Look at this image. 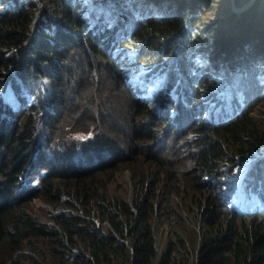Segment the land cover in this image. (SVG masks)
Instances as JSON below:
<instances>
[{"label":"clouds","instance_id":"clouds-1","mask_svg":"<svg viewBox=\"0 0 264 264\" xmlns=\"http://www.w3.org/2000/svg\"><path fill=\"white\" fill-rule=\"evenodd\" d=\"M77 1L81 6L84 17H86V23L84 24L87 26L86 32L91 34L87 42L90 55L83 52L90 61L100 60L110 66L107 70H109L111 79L119 86H123L124 90L132 95L131 103H129L132 111L138 110L141 115V109L148 112L147 119L142 118L144 123L138 124L133 130L134 140L138 146L142 143L157 140L156 134L159 130L174 134L181 132L189 139L193 136L197 139L196 147L200 151V156L192 162L204 183L210 198L207 204L211 207V210L206 212L207 218L202 222L207 224L210 231H213L215 224L218 225V229L208 236L202 234L196 251L198 255L196 264H241L235 258L229 261L226 260L229 249L235 251V247L230 244L236 241L239 242L246 232L252 236L251 247H257L256 242L259 234H261L260 238L264 241V133L256 127L250 116L255 108L264 102V28L262 27L264 4L256 0L259 2L260 14L257 18L258 22L254 24V31L247 32L239 26L242 15L255 7L253 1H246L242 6L236 5L235 1L234 9L231 8L232 4L230 2L227 8L228 11L229 9H236L235 11L238 14L235 15H239V11L243 12L234 25L236 29L229 30V26H225V28L218 31L214 29L211 34H207L203 40L199 41L195 39V34H203L206 31H199L195 28V23L182 28L180 34L160 35L155 47H152L150 42L154 40V35L143 40L136 38V35L145 34L154 23L161 24L162 18H167L171 11L179 12L186 6L180 5V2L174 0H164L162 6L154 12L150 9H139V4L135 0H108L102 7L101 4H98L90 10L96 12L101 7L104 13L100 12L91 16L82 0ZM0 3L4 6L0 11V20L8 13L20 14L19 12L30 5L35 6L38 15L32 21L31 30L37 29L38 23L44 16V8L38 2L34 4V0H22L21 2L18 0H0ZM248 3H250L249 6ZM244 7L248 8L243 10ZM186 8L194 11L192 17L195 21L199 8L189 6ZM231 15L229 13L224 18H219V21L223 22L233 18L234 15ZM78 31L69 28L65 24L58 27L54 26L47 32V35L52 37L51 40L39 36V33L34 31L17 51L6 52L3 50L0 52V57L4 55L3 52L5 55L19 53L15 58V62L10 66V70L0 77L1 117L6 121H11L14 128L18 129L21 120L26 114L30 113L29 109L32 105L27 107V97L34 87L32 86L28 91L21 88L16 92L14 89L13 83L17 81L18 75V70H14V68L20 66L23 58H21V55L29 56L34 40L39 37L44 39L49 49L55 50L59 57L67 56L71 51L79 50L76 48L78 39L74 38L69 41L71 43L64 44L61 35L69 34L73 38V36L79 35ZM100 32L101 34L97 35ZM125 34H129L131 40L125 38ZM216 42L219 43V48L214 51L213 45ZM210 48L211 51L215 52L212 58L209 57ZM128 51L133 53L130 55L133 56L131 59L132 64L147 66L153 74L160 76L157 82L158 87L152 92L147 104H142L143 93L136 92L135 85L130 82V75L124 73L122 69L121 59L128 56L127 54L130 53ZM68 58L67 56L66 60ZM206 58H208V61H205ZM87 64L89 65V63ZM172 64L188 72L189 78L187 81L171 74L170 66ZM92 68L95 75H98L99 73L95 72L94 69L101 68ZM52 74L53 70L50 69L47 79L42 80L50 82ZM59 77L55 78L59 79ZM146 81H148V78ZM37 84L39 83H36L35 86ZM11 90L13 93H10ZM56 90L54 89L53 92ZM135 95L139 96V99L133 98ZM48 100L52 101V108L57 114L63 107L58 100V93H49ZM48 107L51 106L48 105ZM33 111L39 112V110ZM34 119L38 130H40L39 120L35 117ZM241 122L243 124L239 125ZM182 123L183 126H179ZM16 124L19 125L16 127ZM139 127L142 129L141 134H139L140 131H136ZM144 128L152 131V133L147 132ZM96 135L106 136L101 134V131H95L88 138L75 141L67 150L62 152L61 159H53L61 167L57 177H62L64 174L84 176L89 174L90 171H101L107 166L116 165L117 167L121 164H127L129 153L128 155L124 154L125 150L120 147L121 143L116 139L113 142L117 143L119 147L114 148V153L105 149L97 151L85 147L86 143L94 141ZM39 144L45 151L42 141ZM232 144L238 153L246 155L227 158L226 155L222 154L221 150ZM125 159L127 162L122 163ZM222 159L225 161L221 162ZM249 162L251 164L250 168L243 174L239 183L233 189L234 195H242L241 202L245 210L229 209L226 202L220 203L221 199L215 187V179L210 182L211 179H205V176L208 174L218 175L217 167L220 163L229 164L231 168H237ZM233 171L234 169H232ZM220 174L219 176H222V173ZM138 182L143 183L140 185ZM146 182L147 178L143 181L142 177L133 180L134 195L132 201L109 199L108 201L114 202V206L108 209L106 203L105 210L101 209V205L99 206L101 212H108V215L107 213L99 215L100 222L109 225V232L104 236L98 229V222L90 219L91 216L87 214L84 207L71 211L75 216L79 211L78 216H76V218L82 220L79 222L90 223L91 226L85 229H77L75 226V231H86L91 236V244L81 241L78 236L72 238L74 243L71 245L69 242L67 243L69 248L76 244H82L76 264H109L106 260L107 255L109 253L122 255V252L116 246L122 247L125 245L127 238L133 241V245L129 249V264H152L155 259L160 257L158 264H168L172 249L168 248L163 253L167 244L166 237L158 239L156 245L154 242L151 228L152 208L151 205L146 204L143 198V187L145 183L146 188ZM41 185L42 181L40 179L30 178L28 192L33 193ZM126 210L130 215L127 214ZM64 213L67 212L63 211L62 214ZM62 214L54 217H59ZM215 215H219L220 218L231 219L234 223L237 220H239L238 223L248 220L249 226L244 228L242 235V231L238 232L235 229L238 223L229 225V228L226 227L224 232L218 235L219 224L217 220L212 219V223H209L210 218ZM255 220L257 221L254 223ZM126 234H128V237ZM162 239L165 240V244L163 250L159 252L158 242ZM96 240L101 242L100 244L104 242L100 254L96 250L98 247L92 248ZM60 250V254H63L61 257L66 256L64 248ZM242 253L244 264H257L259 262L254 263L253 255L256 252ZM69 254L70 251H68ZM259 264H264V261H260Z\"/></svg>","mask_w":264,"mask_h":264},{"label":"rangeland","instance_id":"rangeland-1","mask_svg":"<svg viewBox=\"0 0 264 264\" xmlns=\"http://www.w3.org/2000/svg\"><path fill=\"white\" fill-rule=\"evenodd\" d=\"M174 1L180 2L182 6L199 8L195 19V28L199 31L216 29L218 24L229 26V30L236 29L234 25L243 13L239 11V15H234L233 18L220 22L219 18L229 15L227 8L229 2L233 8L236 0ZM247 1H253L255 7L259 5L256 0ZM107 2L108 0H82L88 11L98 4H101L102 7ZM135 2H138L139 9H150L156 12L164 0H135ZM46 4L48 3L43 5ZM249 5L250 3H248ZM3 7L0 5V11ZM101 7L96 12L90 11L89 15L104 13ZM246 8L248 7H244L243 10ZM230 13L233 14L232 11ZM17 19H21V17L18 16ZM32 24L31 21L30 26ZM213 46L214 51H216L219 48V43L216 42ZM209 51V57L212 58L215 52L211 51V48ZM128 52H130L127 54L128 56L121 59L122 69L124 73L130 75V82L135 85L136 92L143 93L142 104H147L152 92L158 87L157 82L160 76L153 74L147 66L132 64L133 56L130 55L133 53H131L132 51ZM67 56L69 58L66 69L56 76L62 75L60 84L53 85L49 81H43L34 86L27 97V107L32 105L34 110H39L38 116L35 118L40 123L38 134H41L40 138L45 147V155L51 158V161L61 159L62 152L67 150L75 141L88 138L95 131H101V134L121 143L120 147L125 150L124 154L128 155L129 153L128 162L118 165L114 170L107 173L95 175L91 180L86 181L81 188L79 186L74 187V185L70 189L61 187L62 194L58 196L55 204L44 201L42 197L25 202L24 212L40 223L56 228L53 217L62 214L63 211L67 212L66 215L75 216L70 212L69 205L74 201H79L80 205L86 209L87 214L91 216L90 219L98 222V229L104 236L109 232V225L101 223L99 215L102 213L108 215V212H101L99 206L101 205V209L105 210L106 202L109 199L132 201L134 195L133 180L142 177L144 181L147 178L146 188L145 183L143 187V198L146 204L151 205L152 208L151 228L155 245L158 239L166 237L167 244L163 253L168 248L172 249L168 264H196L198 261L196 251L202 234L208 236L218 229V225L215 224L213 231H210L207 224L202 222L207 218L206 212L210 211L211 207L207 204L210 198L204 183L192 162L200 156V151L196 147V137L193 136L189 139L181 132L174 134L159 130L156 134L157 140L138 146L134 140L133 130L138 124L144 123L142 118L147 119V112L142 111L143 114L141 115L138 110H131L129 103H131L132 95L124 90L123 86H119L111 79L109 70H107L110 66L105 62L90 61L87 55L80 50L71 51ZM205 61H208V58ZM92 67L101 68L94 69L95 72L99 73L98 75H95ZM40 72L42 73L41 69ZM147 78L148 81H146ZM150 83L152 86L149 89ZM54 89H57V92H53ZM10 93H13L12 90ZM49 93H58V100L63 105L59 111L56 110L58 111L57 114L52 108V101L48 100ZM133 98L139 99V96L135 95ZM263 111L264 102L257 106L250 116L256 127L264 133ZM61 120H66V122H61ZM18 125L16 124V127ZM179 126H183V123ZM144 129L152 133L147 128ZM18 132H21L19 128ZM5 135L6 137H18L15 133H9V130L6 131ZM147 149L152 150L148 151ZM0 152L6 156L9 151L5 147L0 149ZM221 152L227 158L246 155L238 153L233 144L228 145ZM224 161V159L221 160V162ZM250 165L249 162L237 168H231L229 164L220 163L217 167L218 175L208 174L205 176V179H211L210 182L215 179V187L221 199L220 203L226 202L229 209L245 210L241 202L242 195H234L233 189L250 168ZM232 169H234L233 172ZM220 173L222 176H219ZM60 184L64 185V183ZM82 188L85 189L83 193L80 191ZM68 190L76 191L77 195H81V197L74 198L70 193H67ZM78 198L80 199L76 200ZM102 200L104 201L103 204ZM220 211L223 212L222 209ZM78 212L76 216H78ZM212 219H216L219 224L218 235L223 233L226 227L229 228V225H236L239 222L237 220L234 223L231 219L220 218L219 215H215L210 218L209 223H212ZM118 220L120 221V219ZM248 223V220L238 223L235 229L238 232L242 231V235L244 228L249 226ZM74 224L77 229L91 227L90 223H80L77 220H74ZM126 236L128 237V234ZM60 239L66 252L64 257L60 256L61 250L56 248L58 244H56L55 237L52 239L51 236L48 238L33 237L25 240L20 246V251L13 253L11 257L6 256L4 251H0V264H18L19 261H22L23 264H76L82 244H76L69 248L64 238ZM132 245L133 241L127 238L122 247L115 245L122 252V255L109 253L106 260L109 264H129L128 255ZM159 247L162 251L163 245L158 246V251ZM68 251H70L69 255ZM159 259H155L152 264H158Z\"/></svg>","mask_w":264,"mask_h":264},{"label":"trees","instance_id":"trees-1","mask_svg":"<svg viewBox=\"0 0 264 264\" xmlns=\"http://www.w3.org/2000/svg\"><path fill=\"white\" fill-rule=\"evenodd\" d=\"M18 1L21 2L22 0ZM246 1L247 0H236V5L242 6ZM258 1L264 4V0ZM35 2L40 3L44 8V16L42 20H40V23H38L37 29L31 30L32 26H30V22L38 15L37 8L33 5L23 10L21 8L22 11L19 12L20 14L8 13L0 20V52L3 50L6 52L17 51L19 47L29 39L30 34L34 31L38 32L39 36H44L47 40H51L52 37L47 35V32L54 26L58 27L65 24L71 29L79 30V35L71 38L72 36L69 34H62L61 38L64 40V44H69L71 43L69 41L77 38L78 43H76V48L90 55L87 42L91 34L86 32L87 26L84 25L86 23V17H84V13L77 0H34V4ZM44 3L48 4L43 5ZM193 13L194 11L192 9L186 7H183L179 12L171 11L170 15H167V18H162L161 24L154 23L152 27L148 28V32L142 35L138 34L136 38L143 40L154 35V40L150 42V45L155 47L160 35L168 33L180 34L182 28L195 24L196 22L192 17ZM259 14V6L245 12L240 20V28L247 32L254 31V24L258 22L257 18ZM18 16H20L21 19L15 18ZM262 27L264 28V26ZM223 28H225V25L218 24L216 29L218 31ZM213 30L214 29H208L203 34H195V39L201 41L207 34H211ZM101 32L97 33V35H100ZM125 35V38H130L129 34ZM129 40H131V38ZM58 42L60 43V41ZM30 53L29 56L25 54L24 56L21 55V58H23L20 66L14 68V70H18L17 81L13 83L15 91L18 92L21 88L28 91L32 86H35L36 83L43 82L42 79L48 76L50 69L53 70L50 82L53 85L60 84L62 75L59 79L55 77L65 70L67 56L59 57L55 50H50L46 41L39 37L34 40V45ZM3 54L4 55L0 57V77L10 70V66L15 62L16 56L19 55V53H16V55H11L9 53L5 55L4 52ZM170 72L174 77L179 76L183 81H187L189 78V74L186 70L179 69L174 64L170 66ZM33 110L34 107H31L29 109L30 113L24 116L19 127L20 133L18 129L14 128L13 123L11 121H6L1 117L0 113V149L6 147L9 151L6 156L4 153L2 154L0 152V251H4L5 255L9 257H11L13 253L20 251V246L25 240L33 237L48 238V236H51V239L55 237L56 244H58L56 248L59 250L64 248L60 238H64V240L71 245L74 243L72 238L78 236L81 241L91 244V236L86 231H75L74 220L78 222L82 221L76 218V216L66 215V213H64L59 217H53L56 226V228H54L50 225L40 223L31 215L25 213L23 206L25 202L39 197H42L44 201L46 200L55 204L58 196L62 194L61 187L70 189V187L74 185V187L79 186L81 188L86 181L91 180L95 175L107 173L116 168V165H111L105 167L101 171H90L89 174L84 176L64 174L62 177H57L61 171V167L58 166L54 160L51 161V158L45 155L39 142L37 143L35 134L38 133V128L36 120L34 119L35 113ZM141 111L146 110L141 109ZM61 122H66V120H61ZM241 124L243 123L241 122L239 125ZM7 130H9V133H15L18 137H6L5 134ZM136 131H140L139 134H141L142 129L139 127ZM85 147L97 151L105 149L114 153V148H118L119 146L106 136L96 135L94 141L86 143ZM9 154L11 156H8ZM125 162H127L126 159L122 163ZM30 178H38L42 181V185L33 193L28 192ZM60 183H64V185L62 186ZM138 183L141 185L143 182ZM84 190V188L80 189L82 193ZM67 193H70L74 198L81 197V195H77L76 191L68 190ZM79 199L80 198L76 200ZM106 203L108 209L115 205L112 201H107ZM80 207H82L80 202L74 201L69 205V210L70 212L75 211V209ZM126 212L130 215L127 210ZM256 221L257 220H255L254 223ZM260 235L261 234L257 237V247H251L252 236H250L248 232L244 233L239 242L236 241L230 244L235 247V251L229 249L226 260L229 261L235 258L237 261H240L241 264H244L242 260L244 255L242 252H256V254L253 255L254 263L259 261L257 263L259 264L260 261H264L262 260L264 258V241L260 238ZM100 243L101 242L96 240L92 247H98L96 250L99 251V254L104 245V242L102 244ZM60 256H63V254H60ZM18 264L23 263L19 261Z\"/></svg>","mask_w":264,"mask_h":264},{"label":"bare ground","instance_id":"bare-ground-1","mask_svg":"<svg viewBox=\"0 0 264 264\" xmlns=\"http://www.w3.org/2000/svg\"><path fill=\"white\" fill-rule=\"evenodd\" d=\"M230 11H232L233 12V14L232 15H235V14H238V12L237 11H235V10H233V9H229V13H230ZM231 15V16H232ZM262 26H264V22L262 23ZM152 84H153V82H152ZM152 84L150 83L149 84V89H150V86H152ZM34 113H35V116H38V111H33ZM35 136L37 137V143L38 142H41V138H40V136H41V134L39 135L38 133H36L35 134ZM62 158H65V157H62ZM160 244H162L163 245V247H164V244H165V240L164 239H162V240H160L159 242H158V246L160 245ZM163 250V249H162ZM161 251V247H159V252Z\"/></svg>","mask_w":264,"mask_h":264}]
</instances>
